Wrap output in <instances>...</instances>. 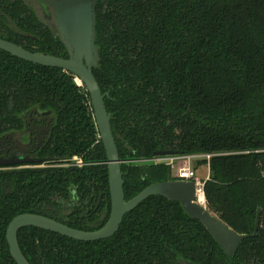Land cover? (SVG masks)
Returning <instances> with one entry per match:
<instances>
[{
  "label": "trees",
  "instance_id": "16d2710c",
  "mask_svg": "<svg viewBox=\"0 0 264 264\" xmlns=\"http://www.w3.org/2000/svg\"><path fill=\"white\" fill-rule=\"evenodd\" d=\"M96 45L101 60L94 75L110 92L105 105L121 137V160L156 151L211 155L196 162L208 165L206 208L234 232L249 235L230 263L264 264V0H98ZM50 49L65 56L52 38ZM35 104L59 114L54 154H88L96 132L72 78L0 51V129ZM91 150L105 160L100 143ZM143 169L145 176L138 166L122 165L125 199L173 179L164 164ZM93 179L106 188L105 166L4 175L0 181L11 193L0 187V264H14L5 231L15 215L33 212L71 183ZM18 243L31 263L40 248L48 264H165V246L197 262L213 247L219 264L227 263L204 226L160 196L126 214L106 241L78 242L25 228Z\"/></svg>",
  "mask_w": 264,
  "mask_h": 264
},
{
  "label": "flooded vegetation",
  "instance_id": "af4514ba",
  "mask_svg": "<svg viewBox=\"0 0 264 264\" xmlns=\"http://www.w3.org/2000/svg\"><path fill=\"white\" fill-rule=\"evenodd\" d=\"M97 2L98 0H96V5L94 9L95 33H96ZM38 13H41L46 19H49V9L47 5L43 2V0H0V40L14 44L18 47H21L22 49H24L25 51L31 54H43L45 56H53V57H57L61 59H68L69 56L65 49V46L60 41L59 37L54 35L51 29L47 27L39 19ZM51 38L53 42L55 43L59 42L63 46L65 50V56H55L52 54L54 50L50 49V39ZM55 45L56 44H53L52 47L54 48ZM95 45H96V39H95ZM0 51H3V50L0 49ZM7 54L14 58H17L9 53ZM99 58H100V52H99ZM19 60H22V59H19ZM100 60H99V64H100ZM28 63L35 65V66H39V67L58 69L61 71V76L67 75L72 78L73 84L77 88L80 89V93L83 94L85 97L86 106L88 108V112H89L91 121L93 123L94 129L96 132L97 140L95 141L93 146L97 143H100L102 145L104 154H105V160H102V161L97 160L94 150H91L93 146L87 150V153H88L87 155H86V152L64 154V155L54 154L52 150L55 148V146H57L56 141H55V133L59 129V114L57 112V109L52 106H44L42 104H35V105L28 107L23 112L13 114L14 120L5 129L3 128L4 130L0 129V179L4 175H17L23 172H39L40 173V172L48 171L51 169L61 170V171H66V170L87 171L93 167L105 166L106 171H107V186L106 188H104L102 183H98V182L95 183L94 179L91 182L81 181L79 182L80 184H76V185L71 183L67 186L66 190H64L62 194L54 193L55 194L54 197L52 196L47 201H44L41 204H39L34 209L33 212H25V213H20V214L15 215L9 222L6 228V231H5V241L8 246V255L14 264H17V262L15 261V259L12 257L10 253V247L7 241V229L10 223L16 217L25 215V214L37 215V216L52 220L56 223L62 224L73 230H77V231L85 232V233H94V232L100 231L107 225L111 217V214H112V197H111V190H110V184H109V169H108V162H107L108 157H107L103 142L100 138L99 129L97 126V121H96L94 110H93L90 92L88 91L87 87L85 86V84L82 82V80L78 76L74 75L73 73L67 70L57 68V67H50V66L34 64L31 62H28ZM99 64L97 68L92 69V74L94 78H95L94 71H96L99 68ZM96 83L100 89L101 94L104 95L103 103H104L105 111L107 114L110 115L109 124H110L112 137L115 142L118 159L120 161V170H121V175H122V180H123V194H124V176H123V171H122L123 164H125L126 166L127 165L128 166H133V165L138 166L139 168H141V174L143 176H145L144 169H143L144 167H147L150 165L164 164L170 168V175L173 178L172 180H169V181H193V180L178 179L175 173L172 175V168L170 167L168 163V158L179 156V155H176V153L172 151H156L153 153V156L150 158L133 157V159L129 158V159L121 160L119 156L117 142H116L117 139H120L121 137L113 133V130L111 127L112 113L108 112L106 105H105V101L111 100L110 92L109 91L103 92L97 80H96ZM169 152L174 153V154L159 155V153L166 154ZM162 182H167V181H162ZM156 183H161V182L151 183L150 185L156 184ZM0 184H1L0 187L3 189L6 195L11 193V187L8 186L7 182L1 180ZM84 185H86L85 188H84ZM150 185L146 186L145 188L149 187ZM145 188H143L139 193H141ZM139 193H137L130 199H125V194H124V201L125 202L130 201L131 199L136 197ZM154 196H159V195H154ZM148 198H146L145 200H147ZM196 199H197V194H196L195 201ZM145 200H143L142 202H144ZM171 202H175V201H171ZM141 203H139L134 209L127 212L126 214L135 210ZM181 209L183 210L182 207ZM183 212L186 214L184 210ZM125 215L123 216V218L125 217ZM212 215L217 217L220 220V218L217 215L215 214H212ZM188 217L192 220L200 222L203 225L201 221L193 219L190 216ZM123 218H122V221H123ZM122 221L118 229L114 232L113 235L107 238H102V239L93 240V241H80V240H76V239L63 236L61 234H58L52 231L44 230V229L33 227V226H26V227L20 228L17 231L16 239H17L19 250L28 264H32V263L33 264H48L46 257L43 255L40 248H37V252L34 257L35 259L32 261V263L30 262L31 258H26L24 256L19 246V243H18V233L21 230L25 228H36L39 230L57 234L59 236H62V237H65L71 240H75L78 242H96V241H104V240L106 241V240L111 239L118 232L122 224ZM71 225L77 226L79 228H74ZM204 228L206 229L205 226ZM207 232L212 238L213 242L219 248L221 254L223 255V259L227 261L226 264H231L230 260L234 257L236 251L238 250L241 242L244 239L240 242L235 253L231 257H229L220 248V246L214 240V238L211 236L208 230ZM256 234H257V231H256ZM256 234L254 235V232H253L251 236L254 237L256 236ZM239 235H245L246 238L249 236L246 234H239ZM214 250L215 249L213 247L212 248L208 247L207 254H205V258L203 257L201 262L199 261L197 262V261L190 260L187 257H184L182 253L165 246V252H164L165 259H166L165 264H219L218 256L215 255ZM78 260H81V258H79Z\"/></svg>",
  "mask_w": 264,
  "mask_h": 264
},
{
  "label": "water",
  "instance_id": "95a60500",
  "mask_svg": "<svg viewBox=\"0 0 264 264\" xmlns=\"http://www.w3.org/2000/svg\"><path fill=\"white\" fill-rule=\"evenodd\" d=\"M49 9V19L38 13L39 19L58 36L68 53V59H61L43 54H31L21 47L0 40V49L27 62L57 67L78 76L91 95L93 110L99 129L100 138L108 157L109 184L112 197V214L107 225L98 232L85 233L70 229L62 224L37 215L25 214L16 217L7 229V241L10 253L17 264H28L22 256L16 239L17 231L26 226H33L52 231L63 236L80 240L93 241L110 237L118 229L123 216L150 196L159 195L170 201L180 203L188 216L199 220L209 231L225 254L231 257L240 242L246 238L223 224L217 217L206 210L200 198H196L193 181H167L152 184L128 202L124 201L123 180L120 161L110 129V115L106 113L103 98L92 69L98 67L99 50L95 45V5L96 0H43ZM26 36V35H25ZM174 153H159V155ZM204 199V197H203ZM261 209L256 212L254 235L258 227Z\"/></svg>",
  "mask_w": 264,
  "mask_h": 264
},
{
  "label": "built area",
  "instance_id": "2783aa9c",
  "mask_svg": "<svg viewBox=\"0 0 264 264\" xmlns=\"http://www.w3.org/2000/svg\"><path fill=\"white\" fill-rule=\"evenodd\" d=\"M210 157L211 155H188V156H174L168 158V163L172 168V170H175V174L176 177H178V179L193 180V182L195 183L196 194L199 198H200V194L202 195V197H204L203 186H204V181L208 179V176L203 180L198 179L196 177L194 170L191 169L189 164L192 160H198V159L208 160ZM182 161L187 164L186 165L184 164L182 166L178 165L179 163L181 164ZM202 204H205V198L203 199Z\"/></svg>",
  "mask_w": 264,
  "mask_h": 264
},
{
  "label": "rangeland",
  "instance_id": "374dc122",
  "mask_svg": "<svg viewBox=\"0 0 264 264\" xmlns=\"http://www.w3.org/2000/svg\"><path fill=\"white\" fill-rule=\"evenodd\" d=\"M199 160H202V159L192 160L189 165H190L191 169L194 170V172L196 174V177L198 179H200V180H203V179H205L208 176V165H200V166H198L196 164V162L199 161ZM184 164L186 165L187 163L182 161L181 164L179 163L178 165L182 166ZM174 173H175V170H172V175Z\"/></svg>",
  "mask_w": 264,
  "mask_h": 264
},
{
  "label": "bare ground",
  "instance_id": "6f19581e",
  "mask_svg": "<svg viewBox=\"0 0 264 264\" xmlns=\"http://www.w3.org/2000/svg\"><path fill=\"white\" fill-rule=\"evenodd\" d=\"M200 200H201V203H203V197L201 194H200Z\"/></svg>",
  "mask_w": 264,
  "mask_h": 264
}]
</instances>
